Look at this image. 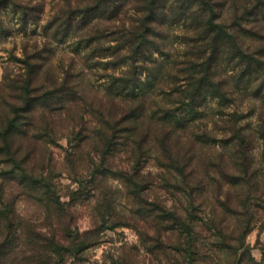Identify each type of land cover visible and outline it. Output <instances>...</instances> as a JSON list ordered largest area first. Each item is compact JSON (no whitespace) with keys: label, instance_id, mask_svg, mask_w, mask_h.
I'll return each instance as SVG.
<instances>
[{"label":"trees","instance_id":"obj_1","mask_svg":"<svg viewBox=\"0 0 264 264\" xmlns=\"http://www.w3.org/2000/svg\"><path fill=\"white\" fill-rule=\"evenodd\" d=\"M15 5L16 0H0V13ZM62 10L63 30L68 34L77 24L88 40L86 60L108 58L117 66L151 61L163 52L166 27H180L181 59L167 55L163 62L172 67L163 82L171 86V104L150 99L153 81H141L135 71L110 77L106 93L115 109L96 112L90 143L104 164L109 157L113 163L125 157L126 168L114 167L129 201L120 210L100 192L93 224L80 232L74 207L45 176L53 160L41 155L39 142L53 135V123L46 114L38 121L35 113L37 103L46 107L49 96L59 93L67 95L62 100L67 106L87 103L73 87H60L55 76L40 88L31 74L6 77L9 82L0 83V166L22 174L16 176L18 187L28 190L24 194L39 208L46 207L49 231L43 234L45 243L40 232L32 238L27 229L38 231V226L24 223L14 204L0 200L6 238L0 243V264L26 263L25 248L34 241L31 264L81 258L98 244L95 238L109 222L136 230L140 244L123 247L112 264H145L142 251L151 264H264V249L258 261L247 244L253 230L264 228V155L260 160L257 145L262 143L264 153V0H76ZM40 90L42 96L33 97ZM246 97L252 99L248 115L240 107ZM209 100L230 112L221 111L210 133H199L192 124L202 120ZM258 105L261 112L252 127L248 116ZM217 132L224 134L221 150ZM30 162L34 170L28 173ZM150 162L159 170V182L145 171ZM156 188L173 192V204L153 197Z\"/></svg>","mask_w":264,"mask_h":264},{"label":"rangeland","instance_id":"obj_2","mask_svg":"<svg viewBox=\"0 0 264 264\" xmlns=\"http://www.w3.org/2000/svg\"><path fill=\"white\" fill-rule=\"evenodd\" d=\"M72 2H76V0H16L15 6L2 10L0 13V83L9 82L6 77L14 78L17 75L31 74L35 79V85L40 88L45 79L50 81L55 76L60 87L71 86L82 94L81 97L87 103L86 106L80 104L67 106L62 103L67 95L63 96L59 93L54 99L49 96L46 107H43L40 102L37 103L35 115L38 121H43L42 116L46 114L50 122L53 123L52 132L49 134L53 133V135L48 140L45 138L39 142L41 155L53 160L50 174L44 175L50 176L49 182L52 180L51 184L53 183L58 189L62 201L74 207L76 227L80 232H84L90 229L93 224L92 216L95 215L97 194L102 191L107 193L120 210H123L126 207V202L129 201L126 197L127 190L122 186V180L118 178L114 167L116 165L118 168H126L125 157L120 156L115 159L114 163L109 157L104 164L102 158L100 161L94 145L90 143L93 124L95 125L98 117L96 112L114 108L106 93L110 77H121L130 71L139 73L141 81L148 79L154 83L153 88L148 91L151 92L150 99H154L166 107L171 104L167 99L171 86H167L166 82L164 84L163 82L167 79L168 69L170 70L172 67H168L163 62L168 61L166 60L167 55H171L170 58L176 61L180 60L181 55L179 54L184 49V45L181 44L182 29L175 24L172 27H166L163 52L160 55L156 53L151 61L142 66H135V68L121 64L117 66L108 58L101 60L94 57L88 61L86 60L88 52L83 49L88 40L81 38L82 32L79 30V25L78 30H76V24L68 34L63 30L66 25L63 22L66 21L64 17H61L60 12L64 11L62 9H68L69 3ZM128 8L127 5L126 10H129ZM93 15L91 14V16ZM131 15H133V11L128 13V17ZM108 16L111 18V15ZM76 45H78V49H76ZM34 95L42 96V90L35 92L33 97ZM251 100L246 97L242 101L240 107L245 115L250 112L247 106L251 107L248 104ZM259 106L255 113L248 116V121L252 120V127L257 125L258 115L261 112ZM223 110L230 112V107L221 108L218 100L207 101L202 110L204 115L202 120L192 124L193 127L200 129L199 133H210L220 120L219 115ZM191 131L193 130L190 129L187 133L190 134ZM44 134V131L38 133L40 137H43ZM223 135L222 132H217L215 135L218 140L216 145L218 150H221L220 141L223 139ZM257 145L260 147L258 157L263 161L262 143L260 146L259 143ZM209 146L207 145L206 149ZM73 153L74 155H72ZM33 163L26 164L25 168L28 173H31L32 169L34 170ZM145 171L151 173V179L159 182V170L153 162L146 164ZM147 172L145 175L148 177ZM37 173L39 174V172ZM17 175L20 177L22 174L14 171L10 166H0V200L14 204L18 214L23 215L24 223L38 226V231L29 226L27 233L33 238V236L37 237V233L40 232L39 236L45 243L43 234L49 231L46 207L40 204L41 208H39L34 199L24 194L28 193V190L23 192L18 187ZM141 185L143 184L141 183ZM152 193L153 197L161 200L167 197L170 200V205L173 204V192L165 193L164 189L156 188ZM11 209L13 207L9 208V210ZM110 223L106 228H102L95 238L97 245L84 252L81 258L70 257L61 264H112L113 259L118 261L115 257L122 253L123 247L140 246L136 230L128 227L114 228V226H110ZM5 240L4 228H0V243ZM36 244L37 241H34L26 248L24 247L26 249L24 253L26 263L24 264H31L33 255L30 249L34 248ZM247 244L252 248L254 257L260 261L264 249V228L258 226L253 230L248 235ZM43 247L45 246H42L41 251H45ZM141 254L144 257V263L151 264L152 258L148 256L145 259L144 251Z\"/></svg>","mask_w":264,"mask_h":264}]
</instances>
